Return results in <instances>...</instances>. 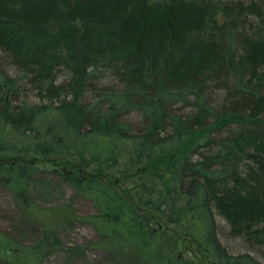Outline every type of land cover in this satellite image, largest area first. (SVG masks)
Masks as SVG:
<instances>
[{
    "label": "trees",
    "instance_id": "16d2710c",
    "mask_svg": "<svg viewBox=\"0 0 264 264\" xmlns=\"http://www.w3.org/2000/svg\"><path fill=\"white\" fill-rule=\"evenodd\" d=\"M17 139L98 169L149 163L154 182L131 201L61 170L94 213L28 204L45 237L8 264H43L77 219L143 264H184L154 247L159 219L213 264H264V0H0V183L25 200L40 169L8 155Z\"/></svg>",
    "mask_w": 264,
    "mask_h": 264
},
{
    "label": "rangeland",
    "instance_id": "374dc122",
    "mask_svg": "<svg viewBox=\"0 0 264 264\" xmlns=\"http://www.w3.org/2000/svg\"><path fill=\"white\" fill-rule=\"evenodd\" d=\"M40 148L38 142L32 139H17L12 142L8 153L19 160L37 162L40 172L31 177L25 200L17 198L11 189L0 183V264L20 262L17 261L18 247L34 246L45 237L42 223L28 217L25 211L28 204L49 210L48 214L54 215L59 221L63 219L60 217L62 214L59 215L55 209L62 206L79 218L94 213L95 208L89 200L77 194L71 186L59 181L58 173L61 170H78L83 174L96 171L109 175L131 201H136L137 194L139 195L138 186L147 182L153 185L154 182L149 179L153 178V171L145 170L150 166L147 162L139 170L131 168L128 163H120L108 170L98 169L91 164L82 163L76 155L43 154ZM149 230L154 247L176 257L179 262L213 264L189 242L178 225L159 219L152 221ZM56 238L58 245L47 250L42 259L43 264H143L136 257H122L101 249L97 246L99 236L94 226L80 219L58 223ZM227 247L231 250L235 246Z\"/></svg>",
    "mask_w": 264,
    "mask_h": 264
}]
</instances>
